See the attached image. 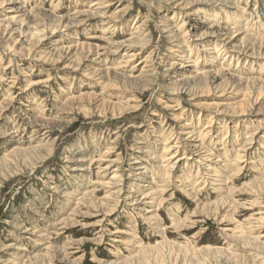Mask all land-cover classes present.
<instances>
[{
	"label": "rangeland",
	"instance_id": "1",
	"mask_svg": "<svg viewBox=\"0 0 264 264\" xmlns=\"http://www.w3.org/2000/svg\"><path fill=\"white\" fill-rule=\"evenodd\" d=\"M0 264H264V0H0Z\"/></svg>",
	"mask_w": 264,
	"mask_h": 264
},
{
	"label": "bare ground",
	"instance_id": "2",
	"mask_svg": "<svg viewBox=\"0 0 264 264\" xmlns=\"http://www.w3.org/2000/svg\"><path fill=\"white\" fill-rule=\"evenodd\" d=\"M16 10V9H15ZM186 22V21H185ZM226 30L227 29H225V30H220L221 31V33H219L220 35H222V37H221V42H225V43H227V44H231L230 45V47L232 48V50L233 51H235V50H237V48H241V46L240 45H236V37H234V36H229V33L228 32H226ZM231 35V34H230ZM244 38V37H243ZM242 41V40H241ZM223 45V44H222ZM220 46V45H219ZM216 47V46H215ZM226 49V48H225ZM135 51V50H134ZM219 51V50H218ZM136 52V51H135ZM220 53V52H219ZM131 57V56H130ZM226 57V56H225ZM195 70V69H194ZM188 71H190V69L188 68ZM198 72V71H197ZM224 72V70H221V69H219V70H217L216 72H204L203 74H194L192 77L191 76H189V77H184V78H182V80H184V81H192V82H194L195 84H199V83H201V82H206V80H205V76H207L208 74H211V76L213 77H222V76H224V77H226L228 74H224L223 73ZM240 81H242V79H239ZM252 80V79H251ZM254 80V79H253ZM193 83V84H194ZM204 85V84H203ZM201 86V85H200ZM237 104V103H236ZM241 104V103H240ZM234 108V105H230V106H228V107H226V108ZM235 112V111H234ZM170 145V144H169ZM200 148L199 146H196V148ZM202 149V148H201ZM171 150V149H170ZM169 151V150H168ZM200 155H202V154H200ZM184 159V158H183ZM168 173V172H167ZM153 178V177H152ZM154 179V178H153ZM156 190V189H155Z\"/></svg>",
	"mask_w": 264,
	"mask_h": 264
}]
</instances>
